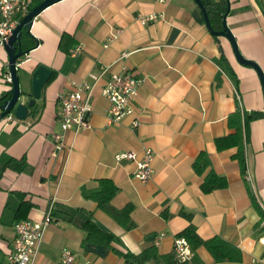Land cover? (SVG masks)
I'll list each match as a JSON object with an SVG mask.
<instances>
[{"label": "crops", "instance_id": "obj_1", "mask_svg": "<svg viewBox=\"0 0 264 264\" xmlns=\"http://www.w3.org/2000/svg\"><path fill=\"white\" fill-rule=\"evenodd\" d=\"M226 1L225 23L237 50L264 73V0ZM150 15L158 19L142 25L139 18ZM29 33L38 44L17 62L20 87L30 89L38 66L52 75L24 121L12 114L0 121V159L25 162L20 172L7 168L0 177V264H9L14 226L42 222L57 204L89 212L113 239L108 246L85 241L79 226L51 216L33 264H60L64 251L76 264H123L121 255H139L149 246L173 255L175 238L189 226L202 241L230 244L241 260L216 263L200 246L187 264L264 261V89L253 68L237 63L230 43L209 33L193 0H63L34 19ZM0 61H8L4 50ZM8 70L0 72V97L11 90ZM125 73L143 80L135 115L110 123L102 90L113 75ZM82 84L91 86L90 129L64 133L60 97ZM237 108L262 116L247 130L245 174L235 148L219 152L215 146V139L232 133L228 116ZM146 149L154 159L143 184L134 178L135 164L117 163L115 156L141 158ZM200 158L207 166L201 175L194 169ZM210 172L224 178L226 188L203 193ZM100 180L117 187L115 209L131 207L122 223L90 199Z\"/></svg>", "mask_w": 264, "mask_h": 264}, {"label": "built area", "instance_id": "obj_2", "mask_svg": "<svg viewBox=\"0 0 264 264\" xmlns=\"http://www.w3.org/2000/svg\"><path fill=\"white\" fill-rule=\"evenodd\" d=\"M33 0H0V51L4 50L5 45L13 34L20 18L30 12V6ZM158 3H167L174 0H154ZM158 19L155 15L140 17L142 25ZM80 52L76 48L72 55ZM3 67H8L7 63L0 61V72ZM5 79L10 81L9 73L6 72ZM142 78L125 73L122 75H113L110 81L102 90V95L108 100L109 107L107 117L110 123H118L121 120L133 117L135 115L134 102L138 95V89L142 85ZM91 86L82 84L68 94L60 97V109L58 119L61 129L65 133L73 129L89 130V116L92 113L90 103ZM10 120V117H5ZM139 126L137 119H134L131 128L136 129ZM54 141L58 144L62 141V136L56 135ZM154 156L151 150H144L142 157L138 158L133 152L120 153L115 156L117 163L128 161L135 164L134 178L145 184L152 177V162ZM53 223L50 214L46 215L42 222H33L23 220L14 226L15 238L13 248L8 256L9 264H33L36 256L37 247L42 239L44 230ZM264 226V221L261 222ZM157 244V241L155 242ZM173 256L179 264L189 263L194 257V251L189 242L184 237H176L173 244ZM60 264H76L75 257L70 251H64L60 258ZM264 264V261L258 262Z\"/></svg>", "mask_w": 264, "mask_h": 264}, {"label": "trees", "instance_id": "obj_3", "mask_svg": "<svg viewBox=\"0 0 264 264\" xmlns=\"http://www.w3.org/2000/svg\"><path fill=\"white\" fill-rule=\"evenodd\" d=\"M42 1L43 0H37L36 4H39ZM200 1L206 10L212 30L221 31V21L226 13L227 1ZM20 41L21 49L26 53L35 48L38 44V41L35 40L30 33H27L26 30L21 31ZM9 99L10 92L4 93L0 97V104ZM261 117V114L255 112H251L250 114L242 111L240 108H237L234 113L228 116V128L232 131V133L225 137L215 139L217 151L221 152L233 148L237 150L234 158L238 161L241 168L240 170L243 174H245L246 171L245 147L247 143V130L252 121ZM24 165V160H14L3 156L0 159V177L5 169L9 168L16 172H20ZM206 168V161L203 158L198 159L194 163V169L199 175L203 174ZM226 183L227 182L224 178L210 172L203 179L201 191L207 194L215 190L224 189L226 188ZM99 184L100 190L92 194L90 199L97 204L101 211L106 213L115 221L122 223L129 217L131 207L127 206L121 210L115 209L111 205V199L117 192V187L110 180H100ZM21 202L23 201L21 200ZM58 214L64 215L69 222L74 223L84 230L86 232L85 241L108 246L109 242L113 239L112 235L104 232L95 224L92 220L91 214L84 209H73L57 204L52 207L50 215L53 218H56ZM179 236L186 238L194 252L198 247L203 246L210 253L216 263L239 262L241 260L240 252L221 239L202 241L196 234V230L193 226L187 227ZM121 257L123 264H179L173 255L161 256L158 254L155 246L145 248L139 255L124 254L121 255Z\"/></svg>", "mask_w": 264, "mask_h": 264}, {"label": "water", "instance_id": "obj_4", "mask_svg": "<svg viewBox=\"0 0 264 264\" xmlns=\"http://www.w3.org/2000/svg\"><path fill=\"white\" fill-rule=\"evenodd\" d=\"M61 1L63 0H43L38 5H36L28 14H26L21 19V21L13 31L12 36L8 40V43L5 45L4 51L8 58L7 65L10 77V81L8 83L11 85V90L10 99L0 104V121L10 114H12L13 117L18 121H24L28 116L29 110L33 108L35 102L40 99L43 88L50 80L52 71L44 66H38L31 75V79L29 81L30 89L25 90L20 87V78L16 73L18 65L17 62L27 54L21 49V31L26 30V32L29 33L33 20L36 19L44 10ZM193 1L201 10L206 28L208 29L209 33L213 37L225 38L230 43L237 63L242 66L253 68L260 79L262 89H264V73L261 72L256 64L250 61L248 62V60L240 55L239 51L237 50L235 38L226 26L225 17L222 20V30L214 31L210 26L206 10L201 1Z\"/></svg>", "mask_w": 264, "mask_h": 264}]
</instances>
